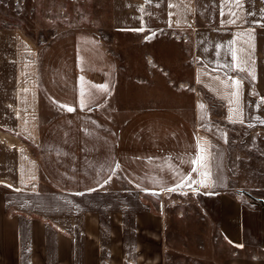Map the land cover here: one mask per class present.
Returning a JSON list of instances; mask_svg holds the SVG:
<instances>
[{"label":"crops","instance_id":"obj_1","mask_svg":"<svg viewBox=\"0 0 264 264\" xmlns=\"http://www.w3.org/2000/svg\"><path fill=\"white\" fill-rule=\"evenodd\" d=\"M124 1L120 29L174 32L191 48L175 105L145 90L135 102L99 35L38 49L0 30V264H167L178 207L205 214L243 264H264V0ZM204 172V184L179 183Z\"/></svg>","mask_w":264,"mask_h":264},{"label":"rangeland","instance_id":"obj_2","mask_svg":"<svg viewBox=\"0 0 264 264\" xmlns=\"http://www.w3.org/2000/svg\"><path fill=\"white\" fill-rule=\"evenodd\" d=\"M124 5V0H0V30L7 38L18 32L38 49L64 32L99 35L117 55L121 76H133L135 102L144 96L153 105H175L177 86L188 82L192 74L190 46L180 45L174 32L120 29L115 12ZM181 93L190 103L191 91ZM169 215L173 219L165 243L170 253L167 264H243L202 212L178 207L171 208Z\"/></svg>","mask_w":264,"mask_h":264},{"label":"snow or ice","instance_id":"obj_3","mask_svg":"<svg viewBox=\"0 0 264 264\" xmlns=\"http://www.w3.org/2000/svg\"><path fill=\"white\" fill-rule=\"evenodd\" d=\"M233 2H238V0H233ZM171 6V5H170ZM171 15V14H170ZM228 23H234L235 21L234 20H232L231 18H229V20L227 21ZM253 23H260L259 21H253ZM262 26H264V25H262ZM137 30H139V31H143L144 29H143V27L142 28H140V29H137ZM249 31V33L252 31V29H249L248 30ZM150 36H154L155 35V33H150L149 34ZM149 38V36H146L145 37V39H148ZM232 43H233V41H229V45H230V50H231V55H232V57H233V63H234V65L235 66H237V67H239L240 66V62H238L237 61V50L235 49V48H231V45H232ZM254 46V45H253ZM216 47H217V49H219L220 47H221V45L220 44H217L216 45ZM243 63L246 65L247 63H248V60L247 59H244L243 60ZM224 67L226 68L227 67V65H224ZM253 79H255V76L253 75V77H252ZM80 81H81V98H80V107H86V101H85V97H84V91H85V89H84V77L83 76H81L80 78ZM239 85H240V81L239 80H235V86H236V88H237V91L234 93V95L236 96V102H237V104L239 103V95H240V93H239ZM96 87H100V88H104V89H106L107 90V85L105 84V85H97ZM92 101H91V98L89 97V103H91ZM55 103H57V104H59V101H55ZM229 103H232V101L230 100L229 101ZM61 107H63V108H65V109H67L68 111H72L73 110V108L70 106V105H67V104H64V105H60ZM96 107H100V105L99 104H96L95 105ZM89 110H91V109H89ZM239 110H237V112H238ZM232 113H233V109H231V108H229V119L230 120H233V116H232ZM17 115H19V113H17ZM238 119H239V116H238ZM233 122H237L236 120H233ZM242 122V121H241ZM262 123H264V121H261ZM225 135V138H226V133L224 134ZM200 157H197L194 161H193V163H195V164H198L199 163V161H200ZM117 167H119V165H117ZM194 171H196V172H199L200 170H199V168H196V169H194ZM208 176V173L207 172H204V173H201L199 176H197V177H195V178H191L190 179V177L189 176H185V175H181L180 177H179V183H180V185H185V186H191V184L192 183H196V184H204L205 182H206V180L204 179V178H206ZM203 177V178H202ZM111 176H109L108 177V179L107 180H104V183H108V180H111ZM186 181H188V183L186 184L185 182ZM21 183H23V180H21ZM9 187H11L10 185H9ZM137 187H140L139 185H137ZM178 188V185H173L172 186V190H176ZM89 190H91V189H89ZM145 191H149V189H144ZM164 189L162 188L161 189V191H163ZM157 193L156 192H153V195H156ZM239 247H242V245H238Z\"/></svg>","mask_w":264,"mask_h":264}]
</instances>
